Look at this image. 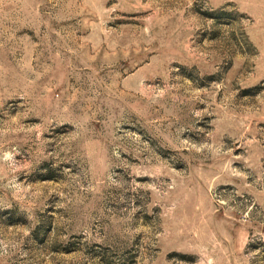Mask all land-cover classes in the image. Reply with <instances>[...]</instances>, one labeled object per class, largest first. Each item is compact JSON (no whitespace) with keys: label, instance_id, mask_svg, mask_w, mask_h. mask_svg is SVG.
Segmentation results:
<instances>
[{"label":"rangeland","instance_id":"rangeland-1","mask_svg":"<svg viewBox=\"0 0 264 264\" xmlns=\"http://www.w3.org/2000/svg\"><path fill=\"white\" fill-rule=\"evenodd\" d=\"M0 264H264V0H0Z\"/></svg>","mask_w":264,"mask_h":264}]
</instances>
